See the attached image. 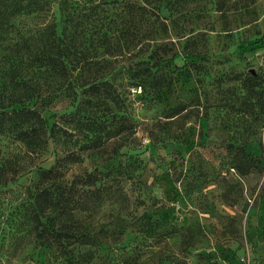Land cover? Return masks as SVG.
I'll use <instances>...</instances> for the list:
<instances>
[{"label":"rangeland","instance_id":"374dc122","mask_svg":"<svg viewBox=\"0 0 264 264\" xmlns=\"http://www.w3.org/2000/svg\"><path fill=\"white\" fill-rule=\"evenodd\" d=\"M62 2L54 0L49 13L21 25L35 31L55 21L67 43L74 22L80 24L76 58L110 62L105 70L115 89L112 100L90 103L87 91L77 89L81 108L91 109L83 108L82 121L124 126L98 148L79 149L89 135L71 130L59 115L71 110L73 97L63 98L66 83L44 91L55 96L50 126L67 133L55 144L58 154L80 158L61 178L95 175L101 193L92 212L78 215L95 238V246L81 252L90 250L91 264H264V124L240 106L244 91L236 80L250 74L264 85V0H172L168 6L153 0L149 7L167 18L169 32L148 50L157 51L150 61L156 79H148L145 92L130 91L129 71L148 57L140 53L148 49L146 31L122 17L127 4L143 0H75L72 17ZM104 34L106 42L99 39ZM187 39L198 58L183 55ZM101 46L111 55L100 59ZM1 48L0 40V77ZM82 67L74 78L92 79ZM240 146L260 160L245 177L232 165ZM51 164L49 143L31 154L11 135L0 136V264H65L48 253L38 256L30 221L34 194L47 187L39 167Z\"/></svg>","mask_w":264,"mask_h":264},{"label":"trees","instance_id":"16d2710c","mask_svg":"<svg viewBox=\"0 0 264 264\" xmlns=\"http://www.w3.org/2000/svg\"><path fill=\"white\" fill-rule=\"evenodd\" d=\"M75 0H63L62 10L70 12L71 17L75 11ZM138 2V0H136ZM153 0H143L141 6L134 3L127 4L124 7V17H128L126 24L131 28L138 25L144 28L146 33L145 43H147L148 52L152 44L158 45L162 35L169 32L167 18H163L159 11L150 8ZM159 4L165 3L171 5L172 0H154ZM54 0H0V40L1 48V70L0 77V136L11 135L15 140L21 143L27 152L37 154L47 147H51L53 155V164L50 166L39 167V176L41 181L47 183V187H42L36 191L33 197L30 221L33 225L34 241L39 247L38 256L48 255L54 260L60 258L65 264H91L93 254L90 250L81 252V247L95 246V238L81 223L78 215L81 213L92 212L97 207V199L100 192L95 191L97 182L95 175L84 174L80 176H71V181L65 180L63 170L80 161L79 156L71 152L65 156H60L56 150V142L60 141L62 135L58 131L57 124L50 126L48 115L54 105L55 96L50 93L47 95L44 91L59 89L66 83L63 92L64 97H73L69 104L71 110L61 111L59 113L64 124H71L73 131H85L89 136L87 144L80 146L79 149L87 150L98 148L102 139L112 138L120 132L113 128L102 127L96 122H83V115L86 111H91L88 105L81 108L82 100L77 89H82L88 93V102L92 99L102 102L112 100L113 83L110 80V72L105 69L110 66V62L100 60L94 63H82L86 57L80 60L76 58L79 48L75 41L80 35L78 28L80 24L76 23L74 17V33L67 40L65 28L58 33L57 22H49L38 30L25 28L21 25L23 19L47 14L50 12ZM220 2H217V9ZM221 11V10H217ZM71 19V18H70ZM66 18L64 24L66 23ZM78 31V33H77ZM77 33V34H76ZM126 33L127 30H126ZM108 39L107 34L99 39ZM134 38V36H133ZM194 42L195 39L193 38ZM187 39L183 47V55L190 58H198L195 52L194 44ZM73 43V44H72ZM196 44V42H195ZM155 46L158 48L159 46ZM101 49L100 59L104 55H111ZM97 50V49H96ZM95 50V51H96ZM82 51V50H81ZM157 51L148 52L147 59L139 60L129 71L135 84H132L130 91L140 90L145 92V83L152 77L155 78L156 65L150 61L154 59ZM141 55H145L142 53ZM179 55H174L178 59ZM83 66L82 71L91 72L92 79L86 77H75V72L79 66ZM106 64V66H104ZM147 67L146 71L136 70L137 68ZM237 81H240L244 96L240 101V106L244 112L248 111L250 115L256 116L264 124V85L259 76L241 74L237 75ZM69 92V93H67ZM67 93V94H66ZM175 115L183 111L181 108L173 109ZM173 114L168 116L172 118ZM94 123V124H93ZM63 124V123H62ZM264 126V125H263ZM99 127H102L101 130ZM70 129L67 127V130ZM101 131L103 133H101ZM117 154L113 157L115 159ZM110 160V159H109ZM111 161V160H110ZM233 170L240 177H245L257 169L260 160L240 146L233 157ZM106 191V190H105ZM54 214L53 218H49ZM44 219H54L53 223L45 225Z\"/></svg>","mask_w":264,"mask_h":264}]
</instances>
